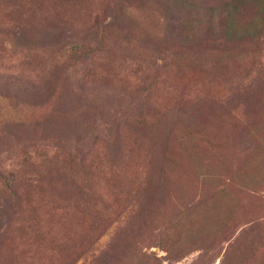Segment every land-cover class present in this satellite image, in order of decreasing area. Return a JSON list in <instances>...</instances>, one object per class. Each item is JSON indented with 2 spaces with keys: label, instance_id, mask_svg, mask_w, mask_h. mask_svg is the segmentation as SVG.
Listing matches in <instances>:
<instances>
[{
  "label": "rangeland",
  "instance_id": "rangeland-1",
  "mask_svg": "<svg viewBox=\"0 0 264 264\" xmlns=\"http://www.w3.org/2000/svg\"><path fill=\"white\" fill-rule=\"evenodd\" d=\"M0 264H264V0H0Z\"/></svg>",
  "mask_w": 264,
  "mask_h": 264
}]
</instances>
